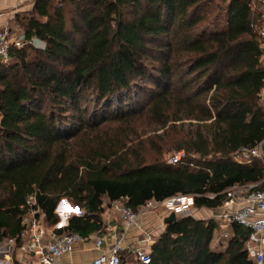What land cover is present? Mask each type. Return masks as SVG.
I'll list each match as a JSON object with an SVG mask.
<instances>
[{"label":"trees","instance_id":"obj_1","mask_svg":"<svg viewBox=\"0 0 264 264\" xmlns=\"http://www.w3.org/2000/svg\"><path fill=\"white\" fill-rule=\"evenodd\" d=\"M16 21L25 44L0 60V243L21 248L33 210L56 226L62 199L81 214L55 233L87 239L107 230L105 200L138 211L188 195L214 210L232 187L264 190V157L236 159L264 143L257 2L34 0ZM229 229L220 250L217 219L177 216L150 264H257L252 230Z\"/></svg>","mask_w":264,"mask_h":264},{"label":"built area","instance_id":"obj_2","mask_svg":"<svg viewBox=\"0 0 264 264\" xmlns=\"http://www.w3.org/2000/svg\"><path fill=\"white\" fill-rule=\"evenodd\" d=\"M34 1V0H30ZM264 12V0H262ZM264 36V30L262 31ZM25 44V35L22 32H14L9 28H0V60L7 61L13 47H22ZM264 105V94H261ZM261 146L255 148H242L237 153V157L249 160L252 157L263 158ZM182 153L171 157L169 162L176 164L181 160ZM29 205L36 203L34 195L27 198ZM193 205V197L188 195H178L163 201L149 200L142 205L138 211L125 205L122 201L111 203L108 209V217L113 213L120 217L122 221V234L119 240L112 243L107 251L96 257L92 264H121L122 254L125 250L124 240L126 234L132 228L143 229V218L157 207L168 208L171 212L181 214L190 209ZM224 211L218 215V220L222 221V227L227 228L232 222H236L252 230V235L248 244L250 254L255 258L257 264H264V190L250 191V187L235 186L227 191V199L223 205ZM63 213V212H62ZM64 214V213H63ZM81 214V213H80ZM37 211L33 210L23 219L25 230L22 237L30 240L21 245L25 252H32L39 264H64L63 257L72 253L79 242L85 240L77 233L58 235L48 227L44 226L37 219ZM230 234L225 231L224 237ZM14 242V241H13ZM106 243V237H97L95 245L101 248ZM151 236L146 235L138 238L129 247V251L134 255L135 261L140 264H150Z\"/></svg>","mask_w":264,"mask_h":264},{"label":"crops","instance_id":"obj_3","mask_svg":"<svg viewBox=\"0 0 264 264\" xmlns=\"http://www.w3.org/2000/svg\"><path fill=\"white\" fill-rule=\"evenodd\" d=\"M254 2H257L259 4V7L263 9L262 0H254ZM33 7H34V1H30V0H0V28H9L14 32L23 33V31L20 29L19 24L16 21V16L21 14L22 15L28 14L33 10ZM262 23L263 25L261 27V32L264 30V12H263ZM261 94H264V90L262 91ZM236 159L238 161H242L240 157L236 156ZM253 186L255 185L251 184L248 185L247 187L251 188ZM106 211L107 210H105L103 213V215L107 217L106 220L105 218H103L107 226L106 232L102 234L92 235L89 238L79 242L76 246V249L72 253L67 254L63 257L64 264H92V261L96 257L101 255L104 251H107L112 243L120 239L122 234V221L120 217H118L116 214L113 213L108 217ZM199 211H200L199 215H193V216L203 220H207L215 217L214 219L218 220L219 219L218 215L224 211V208L221 207L219 209H214V210L201 208ZM149 214H147L143 218V229L132 228L126 234V238L123 243L125 247V250L123 251V255L127 258L128 261H131V258L135 259L134 255L129 251V247H131L138 238H142L146 235H150L151 236L150 248H152L156 237L162 234L166 228L167 223L164 221L163 224L164 226L161 228V230L158 233H154L148 226V223L146 222L147 216ZM218 221L220 223V231L217 237V244L214 247H218V249L224 250L228 244V237H224L223 234L225 233V231H228L230 234V229L229 226L226 229L223 228L222 221L221 220ZM67 224H68V219L65 220L63 226H58V227L55 226L49 229L55 232V229L64 227ZM97 237H106V243L101 248H97L95 245V241ZM29 240H30V236L24 240V243L28 242ZM10 241L12 245L11 244L7 245L9 246L7 248V251H5L3 249L4 247H2L3 242L0 243V247H1L0 264H39V262L37 261L36 257L32 252H25L21 248H18L12 240ZM222 244H224V246L220 247L222 246ZM131 264H133L132 261Z\"/></svg>","mask_w":264,"mask_h":264},{"label":"rangeland","instance_id":"obj_4","mask_svg":"<svg viewBox=\"0 0 264 264\" xmlns=\"http://www.w3.org/2000/svg\"><path fill=\"white\" fill-rule=\"evenodd\" d=\"M212 8H213V9L215 8L214 5L212 6ZM212 8H211V9H212ZM215 12H216V10L214 11V13H215ZM21 15H22V14H21ZM170 156H172V154H171ZM61 202H62L63 205H64V204L67 205V211H68V213H64V214L62 215V213L56 209V213H57V215L59 216V223L56 225L57 227H58V226H63V223L65 222V220H66V219L69 220V218H70L72 215H74V214H80V213H81V211H80L77 207H75L71 202H69L67 199H62ZM68 205L70 206V209H68ZM104 206H105V210H108V209L111 208V204H110L107 200L104 201ZM199 210H200V209H197V208H195V207L192 205V207H190L189 210H187L186 212H183V213H181V214H177V216L199 215V214H200V213H199V212H200ZM149 213H150V214L147 216L146 222L148 223V226L150 227V229H151L154 233H158V232L161 230V228L164 226L163 224H164L165 219H166V218H167L172 212H171L168 208L157 207V208L151 210V212H149ZM36 217H37V219H38L39 221H41V223H42L44 226H46V224H45L44 221H43L44 218H43L42 216H41V217L36 216ZM103 218H105V220H106L107 217H105V216L103 215ZM214 218H215V217H214ZM46 227H48V226H46ZM54 227H55V226H54ZM48 228H51V227H48ZM8 244H11V241H10V240H7V241H4V242H3V246H2V247H4L3 249H4L5 251H7V248L9 247V246H7ZM13 244H14V243H13ZM216 244H217V237L214 238V240H213V242H212V246H215ZM224 244H225V243H224ZM224 244H222V246H220V247H223ZM11 245H12V244H11ZM0 248H1V247H0ZM14 248H15V245H14ZM4 250H3V251H4ZM131 261H132L133 264H136L135 259L131 258Z\"/></svg>","mask_w":264,"mask_h":264},{"label":"water","instance_id":"obj_5","mask_svg":"<svg viewBox=\"0 0 264 264\" xmlns=\"http://www.w3.org/2000/svg\"><path fill=\"white\" fill-rule=\"evenodd\" d=\"M262 152L264 153V143L261 146ZM57 209L62 213L63 212V205L62 202L58 205ZM68 209H70V206L68 205ZM177 219V214L175 212H172L165 220V222L168 224L170 222H174Z\"/></svg>","mask_w":264,"mask_h":264},{"label":"clouds","instance_id":"obj_6","mask_svg":"<svg viewBox=\"0 0 264 264\" xmlns=\"http://www.w3.org/2000/svg\"><path fill=\"white\" fill-rule=\"evenodd\" d=\"M33 44L41 49H44L46 47V41H43L39 38H33Z\"/></svg>","mask_w":264,"mask_h":264},{"label":"bare ground","instance_id":"obj_7","mask_svg":"<svg viewBox=\"0 0 264 264\" xmlns=\"http://www.w3.org/2000/svg\"><path fill=\"white\" fill-rule=\"evenodd\" d=\"M65 206H66V208H65ZM63 213H68V211H67V205L66 204L63 205Z\"/></svg>","mask_w":264,"mask_h":264}]
</instances>
